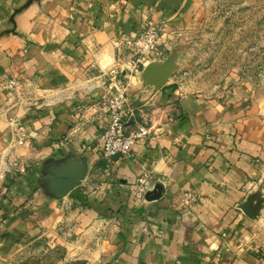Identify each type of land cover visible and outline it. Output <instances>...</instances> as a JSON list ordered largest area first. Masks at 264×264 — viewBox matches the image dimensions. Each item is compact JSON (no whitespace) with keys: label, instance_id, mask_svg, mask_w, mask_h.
<instances>
[{"label":"crops","instance_id":"0c3cea01","mask_svg":"<svg viewBox=\"0 0 264 264\" xmlns=\"http://www.w3.org/2000/svg\"><path fill=\"white\" fill-rule=\"evenodd\" d=\"M27 1L0 0V264L263 262L264 110L244 85L213 98L122 78L151 131L132 158L102 155L104 68L129 59L145 21L180 23L194 0H35L12 19ZM5 78L22 87L7 92ZM70 154L87 159V176L52 199L43 166ZM143 167L153 180L138 199Z\"/></svg>","mask_w":264,"mask_h":264},{"label":"rangeland","instance_id":"374dc122","mask_svg":"<svg viewBox=\"0 0 264 264\" xmlns=\"http://www.w3.org/2000/svg\"><path fill=\"white\" fill-rule=\"evenodd\" d=\"M194 5L191 17L165 26L156 60L175 56L169 83L181 93L213 98L244 85L264 110V0H194ZM258 213L264 224V200ZM57 240L50 237L46 250L55 249ZM38 249L21 250L19 257L37 255Z\"/></svg>","mask_w":264,"mask_h":264},{"label":"built area","instance_id":"2783aa9c","mask_svg":"<svg viewBox=\"0 0 264 264\" xmlns=\"http://www.w3.org/2000/svg\"><path fill=\"white\" fill-rule=\"evenodd\" d=\"M165 26V21H145L138 36L126 42L130 51L129 59L118 61L112 68H104L105 76L109 77L110 83L103 82L108 90L102 96L101 108L106 115H109V122L100 135V143L102 155L107 160L115 157H134L135 145L150 134L151 129L147 124L135 120L127 85L122 82V78L141 73L149 61L161 56L160 47L166 30ZM1 86L11 94L22 87L20 81L15 78H5ZM132 121L134 123H131ZM25 137L23 128H20L18 144L22 145ZM152 180V169L143 167L133 183L134 197L143 199L146 191L151 187ZM196 199L195 195L189 193L184 196L183 202L185 205H190ZM2 227L3 225L0 224V235Z\"/></svg>","mask_w":264,"mask_h":264},{"label":"water","instance_id":"95a60500","mask_svg":"<svg viewBox=\"0 0 264 264\" xmlns=\"http://www.w3.org/2000/svg\"><path fill=\"white\" fill-rule=\"evenodd\" d=\"M35 0H28L22 7L15 9L12 19L22 9ZM175 56L163 61H151L141 71L143 86L153 87L155 91L166 86L171 79L175 66ZM88 173V161L85 157L70 154L61 159L50 160L44 164L41 175V187L52 199H63L80 186Z\"/></svg>","mask_w":264,"mask_h":264}]
</instances>
